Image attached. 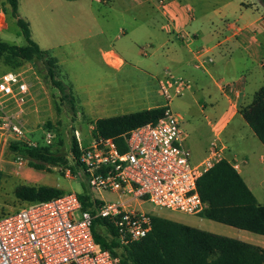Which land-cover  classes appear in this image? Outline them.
Instances as JSON below:
<instances>
[{
    "label": "built area",
    "instance_id": "1",
    "mask_svg": "<svg viewBox=\"0 0 264 264\" xmlns=\"http://www.w3.org/2000/svg\"><path fill=\"white\" fill-rule=\"evenodd\" d=\"M12 23L10 12L0 6V33L11 32ZM177 36L186 39L189 33L180 31ZM215 48L202 47L194 52L196 69L210 66ZM102 57L112 68L123 64L112 49L103 50ZM152 81L164 98L166 109L156 124H145L129 132L124 152L111 138L95 136L87 146L78 143L76 170L58 167L67 177L86 182L90 190L115 195V201H102L96 215L113 225L114 238L122 248L151 232L153 215L142 209L145 203L170 212L201 216L205 205L198 193V181L224 159L222 148L212 143L203 161L195 164L184 145L182 117L172 112L169 105L189 90L190 82L171 71H164ZM230 86L225 84L223 88ZM29 97L30 84L23 71L9 70L0 77L1 143L10 140L37 146L24 141L26 130L19 121ZM78 136L77 133V140ZM53 137L48 132L47 146ZM18 160L19 164L25 161ZM233 167L237 170L238 162ZM79 195L65 192L46 202L25 203L16 212L1 215L0 264H122L97 244L93 217L83 209Z\"/></svg>",
    "mask_w": 264,
    "mask_h": 264
},
{
    "label": "crops",
    "instance_id": "2",
    "mask_svg": "<svg viewBox=\"0 0 264 264\" xmlns=\"http://www.w3.org/2000/svg\"><path fill=\"white\" fill-rule=\"evenodd\" d=\"M42 1L44 0H37L41 5ZM53 1H57L58 6H63L60 0ZM82 1L68 2L81 4ZM93 1L118 7L121 16H125L134 8L140 9L141 18L134 15L131 21L123 23L115 39L128 38L129 42L122 43L128 59H135V53L147 59L144 64L146 74L143 73L145 91L140 96L127 100L123 103L125 107L120 109L139 108L135 111L122 110L121 114L117 115L113 113L119 109L118 107L101 103L96 111L91 109L88 111V116L94 119L91 130H94L96 121L102 118L165 107L164 98L157 85L151 80L155 76L162 75L164 71L177 73L190 82L186 95L196 104L198 102L199 112L202 115L200 129L193 136H189L184 131V145L192 153V162L201 163L207 156L211 144L216 143L222 148L224 159L232 165L235 161L238 162L237 172L258 202L264 204V180L260 178L258 171L261 164L264 166V145L257 141L240 114V109L251 104L255 94L264 86V8L260 3L256 0ZM77 10L82 13L76 15L77 18L83 19L89 16L87 11ZM19 15L25 19L21 13ZM25 20L30 23L32 39L37 42L32 23L28 18ZM180 31L189 33V37L179 39L177 33ZM161 32L168 36L164 42ZM37 43L41 47L40 43ZM210 46L218 47L214 61L206 69H196L194 52L199 48ZM116 53L123 60L122 66L116 68L120 71L128 64V60ZM57 59L59 68L63 67V60L60 57ZM25 63L28 68L21 71L29 81L30 97L24 110L19 114V121L26 130V127L33 126L40 112L45 110L43 107L46 106L47 98L43 86L36 82L38 78H33L34 74L30 72V63ZM151 70L157 71L156 74H150ZM225 84L231 86L224 89ZM31 169L29 168L28 172L40 181L42 177L32 173ZM40 185L58 187V185ZM166 218L190 226L183 220H175L169 215ZM197 223L194 224L196 225L194 228L207 227L211 233L226 232L225 237L233 239L236 237L237 240L264 249V239L248 235L244 231L224 229L202 221Z\"/></svg>",
    "mask_w": 264,
    "mask_h": 264
},
{
    "label": "rangeland",
    "instance_id": "3",
    "mask_svg": "<svg viewBox=\"0 0 264 264\" xmlns=\"http://www.w3.org/2000/svg\"><path fill=\"white\" fill-rule=\"evenodd\" d=\"M60 1L63 6H58V2L53 0H44L42 5L37 0H19V13L32 23L35 40L40 43L42 49L49 51L51 56L60 57L63 60L59 77L67 85V93L73 98V103L68 100L61 102L62 95L40 73L41 65L29 62L30 72L34 74L33 78H38L36 82L43 86L47 102L43 107L45 110L40 112L33 126L26 127L24 141L37 146H46L45 139L50 132L54 136L50 146L65 154L69 165L74 166L75 161L71 153L72 138L75 136L77 139L78 133L77 142L82 146L89 145L95 138L91 130L94 119L88 116L90 109L96 111L101 103H109L119 108L113 113L118 115L122 110L135 111L139 108L120 109L125 107L123 103L127 100H132L145 91L143 73L147 57L135 53V59H128L122 46L124 41L127 43L128 38L115 39L123 23L131 21L134 15L141 18L140 9L134 8L125 16H121L118 7L98 4L93 0H83L81 4L66 0ZM4 4L5 0H0V6L6 9ZM77 9L83 12L87 11L89 16L83 19L77 18L76 15L82 14ZM161 35L162 42H164L168 36L164 32H161ZM0 40L15 45L25 44L24 38L20 36L14 23H12L11 32L0 33ZM110 49L128 60V64L122 70L118 71L104 63L101 52ZM217 51L218 47L212 52L213 59ZM22 64L15 62L12 66L7 65L4 55L0 54V77L9 70H26L28 68L26 63ZM151 71L150 74L153 75L157 72ZM186 93L175 98L169 105V109L182 117L181 127L186 134L193 136L200 129L202 115L199 112L198 102L196 104ZM100 100H104V102H100ZM58 140L61 141V145H57ZM9 143L10 140H6L0 144V216L16 212L25 204L18 200L14 193L16 187L21 184L58 185L66 193L75 192L88 195L91 199L104 202L116 200L115 195L111 193L99 194L95 190H90L83 180L72 178V176L67 177L58 167L53 168V172H38L31 169L26 161L19 164L18 158L7 150ZM29 168L32 173L41 176L42 179L37 181L36 177L28 172ZM258 171L260 178L264 180L263 164L258 167ZM142 209L154 215L159 213V216L165 218L169 215L173 219L183 220L193 227H196L197 221H202L224 229L242 231L201 216H187L166 211L151 203H145ZM201 230L210 232L207 227H202ZM244 233L264 239V236L245 231ZM213 234L225 236L227 233L215 231Z\"/></svg>",
    "mask_w": 264,
    "mask_h": 264
},
{
    "label": "trees",
    "instance_id": "4",
    "mask_svg": "<svg viewBox=\"0 0 264 264\" xmlns=\"http://www.w3.org/2000/svg\"><path fill=\"white\" fill-rule=\"evenodd\" d=\"M77 1V0H66ZM264 8V0H256ZM4 6L14 18V24L24 38V45L0 40V54L7 65L15 62H34L41 65L40 73L62 95L60 101L73 98L59 75L58 59L41 49L32 39L30 23L19 15V0H5ZM20 66V65H19ZM165 107L153 108L96 121L94 135L114 139L120 151L126 150L125 136L145 124H156L164 116ZM240 114L256 138L264 145V86L253 101L240 109ZM57 145H61L58 140ZM7 150L16 158H22L37 171L53 172V168L70 167L66 155L53 146H30L19 141L8 144ZM71 153L77 163L80 149L76 137L72 138ZM198 193L205 205L201 217L242 231L264 236V204H260L242 176L233 165L223 159L214 165L198 181ZM15 196L24 203H41L63 195L54 186L18 185ZM83 209L93 217L92 230L101 249L109 250L122 264H264V249L237 239L216 235L190 227L159 215L152 216V230L143 239L128 247H120L114 236L113 225L97 217L101 200L79 195Z\"/></svg>",
    "mask_w": 264,
    "mask_h": 264
},
{
    "label": "water",
    "instance_id": "5",
    "mask_svg": "<svg viewBox=\"0 0 264 264\" xmlns=\"http://www.w3.org/2000/svg\"><path fill=\"white\" fill-rule=\"evenodd\" d=\"M0 144H1V137H0Z\"/></svg>",
    "mask_w": 264,
    "mask_h": 264
}]
</instances>
